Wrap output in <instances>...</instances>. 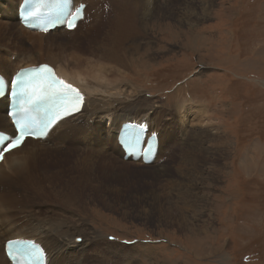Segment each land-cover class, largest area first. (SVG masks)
I'll return each mask as SVG.
<instances>
[{"label": "rangeland", "instance_id": "rangeland-1", "mask_svg": "<svg viewBox=\"0 0 264 264\" xmlns=\"http://www.w3.org/2000/svg\"><path fill=\"white\" fill-rule=\"evenodd\" d=\"M142 1L149 14L141 18L144 31L126 43L133 59L127 99L142 111L151 101L175 121L159 128L163 139L174 135L170 151L162 150L153 168L128 169L135 176L116 174L111 189L110 181L82 169L66 170L69 184L50 197L20 184L9 220L23 233H31L35 226L27 220L35 216L68 222L62 229L76 234L60 264H264V0ZM0 10L11 25L10 7ZM9 30L13 39L0 41V53L15 50L38 61L50 55L65 64L77 40L56 34L42 45L69 43V49L31 53L33 39ZM184 103L206 110L205 128L186 125L184 132L175 112ZM108 137L102 139L109 148ZM71 184L78 186L74 193L68 188L70 195L63 189ZM73 218L82 225L75 227ZM70 244L82 249L71 254Z\"/></svg>", "mask_w": 264, "mask_h": 264}, {"label": "bare ground", "instance_id": "bare-ground-1", "mask_svg": "<svg viewBox=\"0 0 264 264\" xmlns=\"http://www.w3.org/2000/svg\"><path fill=\"white\" fill-rule=\"evenodd\" d=\"M8 1L0 0V8L10 7L11 15L9 17L11 25H8L4 23L6 21H4L3 15L1 16L0 10V41L10 40L14 32L11 34L9 29L15 28V34L21 39L27 37V42L33 39V42H29L32 45L29 51L31 53H34L35 50L43 53L46 49H49L46 52H52L54 48L58 47L60 49L70 48L69 43L64 46L58 44V47H44L42 44L46 37L52 38L58 34V31L56 30V33L49 35L29 32L20 25L18 20V9L22 0H11V3L15 2L13 5L10 2L8 4ZM74 1L76 6L80 3L87 4L86 17L79 23L74 32L66 34L76 36L77 40L75 43L73 42L74 51L68 53L65 64H61L50 55L46 58L47 60L38 61L34 59V54L21 58L22 55L13 53L15 50H7L5 55L0 53V74L3 77L8 75L11 77L18 64H20L19 70L50 64L58 69L67 83L72 84L84 95L81 111L62 120L52 130L47 139L50 143L46 141L41 144L38 141L28 139L21 148L6 154L5 160L0 165V264H9L3 255V249L4 244L12 240L35 241L45 250L47 264H60L62 252L69 243L67 239H71L76 234L74 228L62 229L68 222L54 219L44 220L36 216L27 220L31 226H35L30 228L31 233L36 232L34 235L23 233L19 228L12 225V222L9 221V217L12 215L9 201L15 200L12 197H19L18 194L23 192L20 184L30 186L36 192L37 197L42 198L45 195L50 197L51 194L60 193L62 187L69 184V180H65L66 174L63 175L66 170L69 169V173L72 174L82 169L92 177H96L95 173H97L98 178L102 179L103 182L105 180L110 181L108 182L109 189L116 181V174L135 176L139 172H130L128 169L143 170L153 168L160 163L162 150L163 152L170 151L169 144L174 137L169 132V139H163L162 130L159 129L161 127L171 129L173 125L168 122H175L163 114L165 113L164 110H156L157 106L150 105L151 101L147 102V99L148 109L146 111L138 110L133 106L137 103L130 104L127 99L130 95V84L126 80L125 73L128 71V66L132 65L133 59L130 58V47L126 43L135 35L139 37V34L144 31L141 18L146 17L145 19H147L149 15L142 12L145 2L141 0V3L137 4L131 0H100L98 8L95 9L94 0ZM132 5L134 9H132ZM89 9L96 11L93 14ZM54 40L53 42H56ZM9 55L12 60L14 56H17L18 62H13L8 57ZM144 97L146 98V96ZM8 104L6 99L0 100V116L3 112L5 113L0 118V132L12 130L6 113L8 112ZM194 106L196 108H187L184 103L178 107L180 111L174 110L176 113H180L183 120L181 128L184 132L188 129L186 125L192 126L194 131L198 130L200 126L205 128V124L207 125L206 110L204 111L202 106ZM126 123L143 125L148 134L158 135L160 151L152 165L144 166L140 163L122 161L123 153L116 144V138L121 126ZM103 136H109V139H106V141H110L109 148L103 143ZM192 136H196L195 132ZM176 138H174L175 141ZM164 145H167L166 149H163ZM171 154H175L174 151H171ZM181 165L178 169L180 172L186 167V164L182 162ZM56 186H60L61 190L58 191ZM76 187H72L71 184L63 190L70 194L68 188H72V193H74ZM35 194L34 196H36ZM68 202L69 205H72L73 200L69 199ZM47 203L45 202L46 205ZM79 219L81 218L72 219L76 223L75 227L82 225ZM69 248L72 251L70 253L74 255L82 249L81 246L73 244H70Z\"/></svg>", "mask_w": 264, "mask_h": 264}, {"label": "snow or ice", "instance_id": "snow-or-ice-1", "mask_svg": "<svg viewBox=\"0 0 264 264\" xmlns=\"http://www.w3.org/2000/svg\"><path fill=\"white\" fill-rule=\"evenodd\" d=\"M68 15L72 18H65L64 23L69 29H73L81 13L77 10L75 15L72 13ZM11 86L12 95L18 101L17 111L13 116H17L18 113H22V116L14 121V135L7 140L0 138V144L3 145L0 147V160L3 159L5 152L19 148L27 137L41 138L50 125L79 111L84 99L77 88L59 78L48 65L17 73L11 81ZM38 112H42L46 118L40 121L43 127L39 131L34 128L37 120L33 115Z\"/></svg>", "mask_w": 264, "mask_h": 264}, {"label": "water", "instance_id": "water-1", "mask_svg": "<svg viewBox=\"0 0 264 264\" xmlns=\"http://www.w3.org/2000/svg\"><path fill=\"white\" fill-rule=\"evenodd\" d=\"M78 241H80V239H78Z\"/></svg>", "mask_w": 264, "mask_h": 264}]
</instances>
